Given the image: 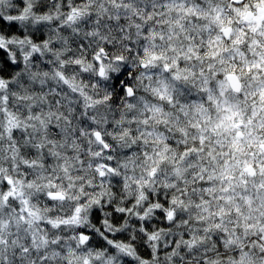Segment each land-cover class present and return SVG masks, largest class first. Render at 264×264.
I'll use <instances>...</instances> for the list:
<instances>
[{"label":"clouds","instance_id":"obj_1","mask_svg":"<svg viewBox=\"0 0 264 264\" xmlns=\"http://www.w3.org/2000/svg\"><path fill=\"white\" fill-rule=\"evenodd\" d=\"M0 264H264V0H0Z\"/></svg>","mask_w":264,"mask_h":264}]
</instances>
